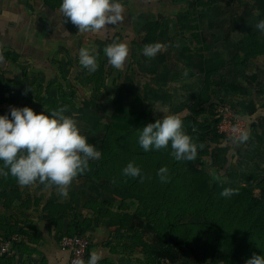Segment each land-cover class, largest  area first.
I'll list each match as a JSON object with an SVG mask.
<instances>
[{"label": "rangeland", "instance_id": "rangeland-1", "mask_svg": "<svg viewBox=\"0 0 264 264\" xmlns=\"http://www.w3.org/2000/svg\"><path fill=\"white\" fill-rule=\"evenodd\" d=\"M207 1L202 0L201 8H205L206 11L201 15L195 8L192 12H187L180 5L174 7L172 12L167 11L168 14L164 15L167 25H162L160 35L169 40L167 44L160 43L161 49L155 57L150 58L143 54L145 46L138 38L136 43L126 44L129 56L125 65L120 69L113 68L104 53L97 55L99 67L92 74L83 69L78 61H73L71 69H68L66 73L59 74L58 71L54 75L45 76V79L41 81L34 77L35 83L34 79H31L29 84L22 87L28 86V89L32 91H28L27 95H25V90L20 91L22 99L15 101L14 104V107L22 108L29 100L28 107L39 114L45 110V107L39 100H36L38 94L46 95L48 92L56 96L64 95L67 101H71L61 105L67 109L65 114L75 119L81 133L86 134L88 142L94 144L102 154L104 141L108 137L107 134L114 122V117L120 115L116 111L117 97L120 92L124 95L125 106L128 110H139L141 105L138 97L154 95L153 92L161 84H175L173 80L175 77V79H182L180 85L186 89L178 96L181 97V101L194 102L199 97L205 83V69L213 68L210 84L207 87L212 100L205 99V96H208L206 93L196 113L201 129V140L198 143L205 146L211 145L206 147L208 148L206 153L201 155L199 160L196 157L193 161L177 162L169 155L171 151L169 148L159 150L161 152L158 155L152 153L147 156L152 157L147 159L149 163L147 164L146 152L139 146L136 136L132 137L134 144H129L130 147L125 144L127 141L123 143L126 140L123 134L116 133L115 136H118V139L114 137L118 147L124 145L120 157L124 155L125 160L135 162L136 159L137 166H139L138 163L145 162L155 174L161 167H167L170 181L161 183L158 177L156 178V189H159L161 185L170 191L168 196L162 198L168 199V211L165 210L159 214L163 216L164 221L160 216L155 217L154 215H151L149 219L144 216V219L155 223L157 229L162 230L166 236L187 233L190 237H194L196 232L202 236L200 242L201 248L204 249V254L200 253L202 258L194 260L188 250L184 255L185 264H222L219 255L209 260L205 259L208 253L205 241L213 240L215 234L222 230L240 231L239 226L243 227V214L238 213L236 204L229 201L235 194L230 198L220 196L221 191L227 188V185H238L249 181V184L255 186L257 193L264 187V130H262L264 129V116L256 117L255 122L251 119L253 127L250 126L248 139L240 141L221 136L216 130L215 111L211 112V104L219 102L221 98L238 105L239 98L226 87L228 82H244L247 87L242 95L246 96L251 95H249L250 85L246 81V75L256 73L258 78L254 84H264V55H260L258 59H249L245 65L240 64L244 57L243 49L249 45L252 46L258 40H264V33L255 30L254 25L264 19V14L243 11L240 5L232 10L211 9L207 6L209 5ZM234 4H238V0H235ZM201 36L203 42L199 44V41L194 45L197 40H201ZM142 37H145L144 32L141 33ZM190 40L192 42L190 46L198 47L200 49L198 51L202 54L197 53L195 56L187 53L186 44H189L187 41ZM106 46L104 45V48ZM160 65L164 67L159 71L160 68L157 67ZM157 69L158 72H156ZM33 85L37 88L33 89ZM261 101L262 106L264 98ZM8 102L11 101L8 100ZM6 105L9 106V103ZM249 109L251 112L252 108L249 107ZM203 135H208L209 138ZM192 138L196 142L197 135L194 134ZM210 138L215 139V143L211 144ZM200 153H203V150H198V154ZM117 173L119 176L122 175L119 170ZM115 176L105 175L101 179H91L89 199L94 200H91L90 204L93 205L92 208L98 206L102 211L104 210L103 214L116 213L120 209L121 213L133 215L139 207V201L136 200L137 198L121 197L120 192L124 188ZM108 177H114L116 180ZM143 183L144 185L140 184L141 186L132 188L130 192L144 194V197L148 195L146 199L153 197L160 199L155 189L148 191L147 183L144 180ZM17 186L26 199H44L41 196V190L34 191V187L31 186L21 187L19 184ZM149 200L150 203L155 202L153 199ZM0 205H2L1 201ZM17 208L18 206L14 211L18 212ZM165 217L168 219L165 220ZM110 238L105 242L108 246L115 243L123 246L124 249L129 246V249L133 250L135 247L141 255L143 264L147 261L144 255V243L153 244L157 241L156 232L140 227L120 229L112 235V239Z\"/></svg>", "mask_w": 264, "mask_h": 264}, {"label": "crops", "instance_id": "crops-1", "mask_svg": "<svg viewBox=\"0 0 264 264\" xmlns=\"http://www.w3.org/2000/svg\"><path fill=\"white\" fill-rule=\"evenodd\" d=\"M187 1L120 0L124 8L123 20L120 23L109 26L101 33H79L76 26L64 22L59 11L61 0H0V115L9 113L15 101L22 99L19 92L28 89V86H22L29 84L34 77L41 81L45 76L54 75L58 71L59 74L66 73L71 69V62L78 61L80 48L87 47L94 54L102 55L104 45L113 42L131 44L136 43L139 38L143 43L144 37L141 38V33L145 34L144 27L147 22L162 20V25L166 26L164 15L172 12L178 5L187 12H192L195 8L199 15L206 11L201 8L202 0H193L191 3ZM234 1L208 0L207 6L216 10H232L240 5L243 11L264 14V0H238V4H234ZM152 16L156 19H151ZM199 24L201 26V23ZM168 40L160 35L156 43L167 44ZM187 42V53L196 56L201 52L198 47L190 46L191 40ZM197 42H203V37L201 36V40H197L194 45ZM33 82L35 83V79ZM249 85L250 96L237 95L238 105L228 102L237 115L246 121L248 136L250 126L253 127L251 119L255 122L256 117L264 116V103L262 106L260 104L264 98V84ZM34 87L37 88L36 85L32 88ZM249 107L252 108L251 112ZM31 187H34V191L41 190L44 199H25L15 202L9 208H5L1 201L0 231L6 232L3 228L13 227L19 231L21 238L12 256L3 258L0 264H70L71 252L60 248L59 239L71 226L85 223L88 224L86 233L91 235L85 264L93 251L103 254L100 264H143L135 247L130 250L129 246L124 249L115 243L109 246L105 244L110 236L112 239V235L119 230L116 231L114 226H110V219L100 214L104 210L98 206L92 208L90 201L94 199H89L91 180L76 177L69 188L68 198L58 196L55 187L46 188L39 183ZM15 205L18 206V212L14 211ZM55 218L60 220L61 227L54 223Z\"/></svg>", "mask_w": 264, "mask_h": 264}, {"label": "trees", "instance_id": "trees-1", "mask_svg": "<svg viewBox=\"0 0 264 264\" xmlns=\"http://www.w3.org/2000/svg\"><path fill=\"white\" fill-rule=\"evenodd\" d=\"M161 27V21L147 22L144 27L145 37L143 46L154 44L159 41ZM165 54L167 55V50L165 51ZM263 54L264 40H258L252 46L249 45L243 49L244 57L240 64L245 65L249 59L257 58ZM162 67L164 66L160 65L157 68H160L161 70ZM212 72L213 68L208 67L205 69V83L198 95L199 97L194 102L184 103L181 101V97L178 96H180V94L186 89H183L182 85H180L182 79H175V77L173 79L175 84H161L153 92L154 95L138 97V102L141 105L139 110H128L125 106L124 95L120 92L117 97L116 108V111L120 113V115L114 117V122L109 131L110 134H107L108 137L104 141L101 157L97 161H90L89 170L78 176V178L86 177L91 180L94 178L101 179L102 176L105 175H116L115 177L121 181L124 188V190L122 189V192H120L121 197L137 198L136 200L139 201V207L133 215H130L129 213H121L120 209L116 213L107 212L103 214L100 212V214L103 216L105 215V217L110 219V226H114L116 231L120 229H138V227H140L156 232V242L153 244L144 243L143 248L147 260L146 264H185L184 255L188 250L194 260H200L202 258L200 253L204 254V249L200 246L202 236L197 232L194 237H190L187 233H179L176 235L169 234L166 236L163 234L162 230L159 231V229H157L155 223L144 219V216H147V219H149L151 215H154L155 217L160 216L161 220H163V216L159 214L165 210L168 211V199L162 198L168 196V192L170 191L169 189L163 188L161 185L159 189H156L157 174H155L147 165L149 164L147 159L152 158L147 156L152 153L158 155L161 151L146 152L145 160L147 164L145 162L138 163L139 167L142 169V174L145 177L144 181L148 185V191L155 189L160 195V199L155 197L149 198L155 201L154 203H150L148 202L149 199H146L148 195H145V198L144 194L130 192L132 188L144 185V183L140 181V178L132 179L118 175L117 170L122 174V169L132 161L125 160L124 155L120 157L124 145L118 147V144L114 141L116 140L114 137H117L118 139V136H115L116 133L123 134L126 139L123 143L127 141L125 144L130 147L129 144H134L132 137L136 136L138 138L137 135L142 126H145L147 123H154L156 119L162 118L163 115L179 114L183 121L185 132L191 137L196 134L197 145L202 146L198 147V150H203V153L197 154L199 160L200 156L206 153L208 149L206 147H210L211 145L205 146L198 143V141L201 140V129L198 120L196 119V113H198L197 107L200 106L202 98L206 93L208 96H205V99H207V101L212 100V96L207 90ZM245 78L248 84H254L257 81L258 75H246ZM226 87L234 94L242 95L247 86L242 81H234L228 82ZM36 100L41 102V105L45 107L46 111L49 109H58L63 103L71 102L67 101V98L64 95L60 94L56 96L51 93L48 94V92L46 95L38 94ZM28 101L29 100L26 101V106H28ZM221 103H228V101L221 98L219 102L211 104V112L215 111V124L216 130L218 131L219 119L217 118L216 109ZM220 135L224 137L222 133H220ZM203 136L209 138L208 135ZM215 141V139L210 138L211 144L215 143ZM142 160H144V158ZM120 162H122V164H119ZM135 162L137 163L136 159ZM0 167H2V165H0ZM7 172L8 170L6 168L0 171V201L3 202L5 208L11 207L15 202H22L26 199L17 186L16 179L10 174H5ZM109 179L116 180L114 177ZM227 188L234 189L235 195L233 199H229V201L234 202L237 206L238 213L243 214L242 218L244 225L243 227L238 225L240 231L234 229L222 230L215 234L213 240L205 241L208 251L205 259L209 260L219 255L222 264H246V260L250 258L253 253L264 255V187H262L261 191L257 193L255 192V186H252L251 183L249 184V181H244L238 185H227ZM123 201L126 200L123 199ZM166 219L168 218L165 217V220ZM59 221L60 220L57 218L54 219V223L61 227L62 224ZM160 226H162V224H160ZM87 227V223L74 225L73 227L71 226L65 234H84L86 233ZM3 229V231H6L8 234L19 233V231H16L13 227H5Z\"/></svg>", "mask_w": 264, "mask_h": 264}, {"label": "clouds", "instance_id": "clouds-1", "mask_svg": "<svg viewBox=\"0 0 264 264\" xmlns=\"http://www.w3.org/2000/svg\"><path fill=\"white\" fill-rule=\"evenodd\" d=\"M59 11L64 22H70L79 33H101L109 26H115L123 20V5L120 0H61ZM255 30L264 33V19ZM159 43L145 45L143 54L155 57L160 50ZM108 63L120 69L126 63L129 49L125 43L113 42L104 48ZM79 65L89 74L98 70L97 55L87 47H82L78 55ZM30 88L26 89L25 95ZM67 109H49L36 113L28 106L12 107L9 113L0 115V171L14 177L21 187L39 183L46 188L55 187L63 198L69 197V188L76 177L89 170L90 161L98 160L101 151L88 142L86 134ZM248 139L247 133L239 137ZM138 144L144 152L171 149L169 155L177 162L193 161L198 154L197 143L184 130L179 114L163 115L154 123H147L139 129ZM122 176L140 178L142 169L129 162L122 169ZM161 183H168L170 176L167 167L157 171ZM234 189L224 188L220 196L230 198ZM103 254L93 251L86 264H100ZM78 264H85L80 260ZM246 264H264V255L253 253Z\"/></svg>", "mask_w": 264, "mask_h": 264}, {"label": "built area", "instance_id": "built-area-1", "mask_svg": "<svg viewBox=\"0 0 264 264\" xmlns=\"http://www.w3.org/2000/svg\"><path fill=\"white\" fill-rule=\"evenodd\" d=\"M216 113L219 119V132L225 137L239 139L242 134L248 133L246 121L237 115L230 104H219ZM20 238L21 236L18 233L8 234L0 231V261L5 257L12 256ZM59 245L63 251L71 252L70 264H78V261L86 260L91 245V237L88 233L64 234L59 239Z\"/></svg>", "mask_w": 264, "mask_h": 264}]
</instances>
